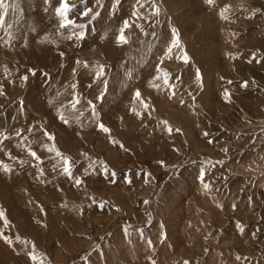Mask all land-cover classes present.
I'll return each mask as SVG.
<instances>
[{
	"label": "rangeland",
	"instance_id": "1",
	"mask_svg": "<svg viewBox=\"0 0 264 264\" xmlns=\"http://www.w3.org/2000/svg\"><path fill=\"white\" fill-rule=\"evenodd\" d=\"M63 2L0 0V264H264V0Z\"/></svg>",
	"mask_w": 264,
	"mask_h": 264
},
{
	"label": "snow or ice",
	"instance_id": "2",
	"mask_svg": "<svg viewBox=\"0 0 264 264\" xmlns=\"http://www.w3.org/2000/svg\"><path fill=\"white\" fill-rule=\"evenodd\" d=\"M208 3H212V0H208ZM69 10H70V6H69V4H68V0H64L62 6L58 9L60 15H61V16H66L67 13L69 12ZM89 11H90V10H89ZM84 15L87 16V15H88V11H86V12L84 13ZM68 23L70 24V23H72V21L69 20ZM121 40H122V41H125V37H124L123 35H121ZM185 60H187V57H185ZM245 86H247V85H245ZM136 95H137L138 98L140 97V93H139V92H137ZM227 95H228V94L226 93V96H227ZM61 119L63 120L64 118L61 117ZM64 122L67 123L66 120H64ZM99 127H100L103 131H105V132L109 131V129H107L103 124H100ZM57 154H59V153H57ZM31 155L36 156V153H35V152H32ZM6 170H7V169H6ZM64 171H65V173H69V174H70V170H69V168H65ZM78 183H79V182H78ZM205 187H207V185H205ZM0 215H2V213H0ZM33 259H34V257H33Z\"/></svg>",
	"mask_w": 264,
	"mask_h": 264
}]
</instances>
